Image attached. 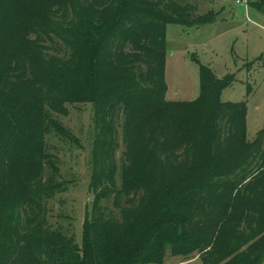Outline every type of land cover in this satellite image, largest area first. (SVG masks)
Returning <instances> with one entry per match:
<instances>
[{
	"label": "trees",
	"instance_id": "obj_1",
	"mask_svg": "<svg viewBox=\"0 0 264 264\" xmlns=\"http://www.w3.org/2000/svg\"><path fill=\"white\" fill-rule=\"evenodd\" d=\"M215 20L175 0H0V264H264V126L248 140L247 102L221 100L233 76L206 65L197 99L166 98L167 26ZM69 103L94 107L81 246L47 211Z\"/></svg>",
	"mask_w": 264,
	"mask_h": 264
},
{
	"label": "rangeland",
	"instance_id": "obj_2",
	"mask_svg": "<svg viewBox=\"0 0 264 264\" xmlns=\"http://www.w3.org/2000/svg\"><path fill=\"white\" fill-rule=\"evenodd\" d=\"M197 6V13H214L216 20L205 25L169 24L166 28V98L193 101L200 95V64L219 78L231 74L232 86L223 90V102L246 101L247 138L253 141L264 126V8L239 4L236 0H175ZM50 52H56L53 47ZM64 52V51H63ZM91 103H69L66 115L52 113L53 130L47 149L58 155L60 181L65 189L48 201V220L53 228L73 235L81 246L86 219L91 220L94 193L91 190L94 142V110ZM116 158L121 172L124 151L122 131ZM120 181V180H119ZM110 207L111 203H107ZM111 208V207H110ZM161 264H202L168 255Z\"/></svg>",
	"mask_w": 264,
	"mask_h": 264
},
{
	"label": "built area",
	"instance_id": "obj_3",
	"mask_svg": "<svg viewBox=\"0 0 264 264\" xmlns=\"http://www.w3.org/2000/svg\"><path fill=\"white\" fill-rule=\"evenodd\" d=\"M239 4H247L249 3V0H236Z\"/></svg>",
	"mask_w": 264,
	"mask_h": 264
}]
</instances>
